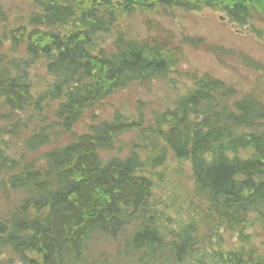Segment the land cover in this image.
Returning <instances> with one entry per match:
<instances>
[{
	"label": "trees",
	"instance_id": "16d2710c",
	"mask_svg": "<svg viewBox=\"0 0 264 264\" xmlns=\"http://www.w3.org/2000/svg\"><path fill=\"white\" fill-rule=\"evenodd\" d=\"M34 3L38 11L30 15L26 26L0 34V47L9 42L14 53L24 47L29 58L1 59L0 99L12 111L27 110L33 103L28 83L31 58L56 53L47 69L57 80L47 96L64 100L56 119L67 132L86 111L131 84L167 77L173 65L161 45L150 48L123 40L117 54L94 53L97 37L109 35L136 9H210L226 14L239 27L251 26L256 18L264 20V0ZM144 124L142 114L132 120L116 113L111 122L91 127L88 133L72 134L70 144L45 155L43 167L25 166L17 172L19 164L10 162L9 172L15 173L6 178H2L7 164L3 160L0 193L19 192L23 199L18 210L0 219V247H9L20 264H102L88 257L89 241L97 235L117 240L128 227L142 223L122 250L124 258L132 259L130 264H206L207 255L201 258L197 250V221L165 235L154 218L148 217L152 184L137 174L143 166L139 154L102 158L103 153L113 151L117 139L142 130ZM154 125L153 134L174 157L191 163L197 192L204 201L199 222L205 223L210 235L204 234L205 240L220 229L239 237L240 247L227 254L228 262L223 255L219 262L264 264L246 234L255 224L264 230L263 103L255 98L235 101L230 86L204 77L195 81L174 110L156 114ZM20 127L16 124L13 131L18 133ZM48 143V135L36 134L25 146L35 151ZM164 159L165 153L154 162L158 165Z\"/></svg>",
	"mask_w": 264,
	"mask_h": 264
},
{
	"label": "rangeland",
	"instance_id": "374dc122",
	"mask_svg": "<svg viewBox=\"0 0 264 264\" xmlns=\"http://www.w3.org/2000/svg\"><path fill=\"white\" fill-rule=\"evenodd\" d=\"M37 11L34 0H0V34L6 32L4 29L26 26L30 15ZM123 40L150 48L155 45L164 47L173 65L167 77L131 84L126 90L86 111L71 132H67L56 119V111L64 100H52L47 96L57 80L47 68L57 54L31 58L33 63L28 69V83L33 95L31 106L24 112L12 111L0 99V164L3 160L7 162L2 178L19 172L25 166L43 167L45 155L70 144L72 134L88 133L91 127L111 122L116 113L132 120L142 114L145 120L142 130L121 136L116 140L113 151L103 153L102 158H125L131 152L139 154L143 166L137 174L152 184L148 217L154 218L165 235L178 232L180 225L197 221L200 226L199 256L207 255L206 264H221V255L228 262L227 254L240 247L238 235L220 229L219 233L214 231L212 239L205 240L203 235H210L205 223L199 222L205 209L204 201L197 192L191 163H180L164 142L153 134L156 129L153 125L156 114L174 110L176 103L192 89L195 81L204 77L230 86L234 90L235 101L255 98L264 105V20L256 18L251 26L239 27L232 24L226 14L210 9L200 12L170 8L152 12L136 9L124 16L109 35L97 37L94 53L117 54ZM11 46L5 42L0 47V61L3 58L29 59L24 47L14 53ZM16 124L21 126L18 133L13 131ZM36 134L48 135L49 143L29 151L25 142ZM163 153L164 161L156 165L158 161L154 160ZM10 162L19 164L20 169L9 172ZM22 199L23 194L19 192L0 193V219L8 218L18 210ZM141 225H131L117 240L94 236L88 243V257L102 264H130L132 259L124 258L122 250L126 240ZM246 234L258 251L257 255L264 259L262 227L255 224L247 229ZM10 263L20 264L9 247H0V264Z\"/></svg>",
	"mask_w": 264,
	"mask_h": 264
}]
</instances>
